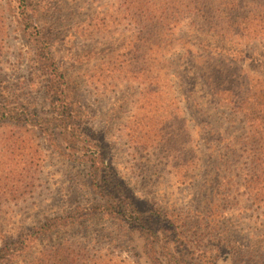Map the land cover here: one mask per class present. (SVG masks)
I'll return each mask as SVG.
<instances>
[{"label":"rangeland","instance_id":"1","mask_svg":"<svg viewBox=\"0 0 264 264\" xmlns=\"http://www.w3.org/2000/svg\"><path fill=\"white\" fill-rule=\"evenodd\" d=\"M28 2L34 20L0 0V102L23 112L0 120V264H264V207L244 182L264 0ZM51 75L75 114L62 136L41 126Z\"/></svg>","mask_w":264,"mask_h":264},{"label":"trees","instance_id":"2","mask_svg":"<svg viewBox=\"0 0 264 264\" xmlns=\"http://www.w3.org/2000/svg\"><path fill=\"white\" fill-rule=\"evenodd\" d=\"M20 2V5L24 8L23 13L27 16L29 20H34L31 13H29L28 7L29 2L28 0H17ZM170 8V7H169ZM171 10V9H170ZM176 9L175 6H173V10H171V15H174L176 17ZM171 18V17H170ZM54 74V73H53ZM64 76H61V80L57 79L55 75H51L50 78V86L52 89H54L56 92L54 94H57L59 97H50L53 104V111L52 114L45 119H43L41 126L45 129L52 130V134H56L57 136H62V134L66 133L70 129L74 128V110L71 107L69 103L68 97H61L65 96L66 94V88L64 87L66 85V81L63 80ZM61 95V96H60ZM20 106L3 104L0 102V120L11 122V120L14 121H20L23 118V112L19 111ZM264 111V109L262 110ZM253 112V111H252ZM33 112H28L26 115L32 116ZM247 122L249 124V130L252 131V139H254V143H257L258 146L253 147L251 151L249 152L250 157H253V160L248 163V171L245 173L244 176V182L246 184L245 190L248 191L250 196L253 198V202H257L259 204H262L264 207V113H256L253 112L251 114H248ZM33 124V121H31ZM76 123V122H75ZM35 125H38L35 123ZM77 131L72 130L71 132V138L69 139L68 135V144L70 145L71 142H73V139L76 135ZM55 137V136H54ZM57 138V137H55ZM102 184H100L101 188L105 191H108L110 187V182L106 179V177H103L102 180L100 179ZM104 182V184H103ZM108 186V187H107ZM107 201H111V199H107ZM254 202V203H255ZM109 204V202L107 203ZM113 204V203H112ZM118 205H115L118 209H127L132 210L133 212H137L140 214V217L138 218L139 222H142L144 218V211L140 210L138 206L132 201V199H129L127 201L124 199H121V202L117 203ZM103 208H105L107 205H101ZM108 208V207H107ZM87 209H83L82 211H79V218L77 221L80 220L82 216L87 214L85 212ZM131 212V211H130ZM78 214V213H77ZM73 218V217H72ZM68 218H57L55 223H47L44 224L43 227H41V232H43V235H50L54 232V230L57 228V226L63 225L67 222ZM74 222V221H72ZM151 230V228H149ZM25 241L22 243H16L13 247L14 248L11 252L13 254V257L20 256L21 254L28 251L30 248L29 244H25Z\"/></svg>","mask_w":264,"mask_h":264}]
</instances>
